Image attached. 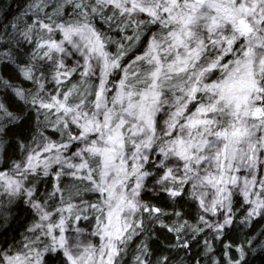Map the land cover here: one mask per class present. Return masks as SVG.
I'll return each instance as SVG.
<instances>
[{
    "label": "snow or ice",
    "instance_id": "6c2138e0",
    "mask_svg": "<svg viewBox=\"0 0 264 264\" xmlns=\"http://www.w3.org/2000/svg\"><path fill=\"white\" fill-rule=\"evenodd\" d=\"M0 264H264V0H0Z\"/></svg>",
    "mask_w": 264,
    "mask_h": 264
}]
</instances>
